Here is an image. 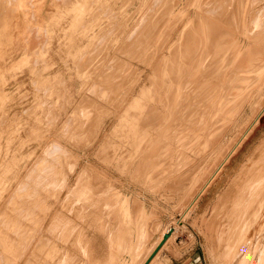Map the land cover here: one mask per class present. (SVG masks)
Wrapping results in <instances>:
<instances>
[{"label": "rangeland", "instance_id": "rangeland-1", "mask_svg": "<svg viewBox=\"0 0 264 264\" xmlns=\"http://www.w3.org/2000/svg\"><path fill=\"white\" fill-rule=\"evenodd\" d=\"M0 9V258L14 259L21 251L19 264H28L33 259L30 249L45 243L34 264H57L63 252L75 251L74 237L82 232L93 262L105 264L112 218H105L104 208L113 205L122 212L120 202L127 196L132 213L143 214L149 232L137 261L162 232L173 228V237L158 256L182 260L200 255L203 264H230L229 251L246 223L240 224L235 213L229 217L223 208L233 197L231 184L247 158L255 153L251 163L258 160L264 114L193 208L190 202L204 177L189 175L203 156L189 150L190 144L188 155L180 153L182 128L192 117L188 103L219 94L226 100L221 105L227 119L208 128L206 136L215 149L210 155L217 157L215 147L224 131L219 160L236 143L250 113L244 105L246 77L264 67V0H0ZM234 36L248 40L247 49L230 66ZM203 40L204 50L199 46ZM164 55L168 64L161 62ZM200 57L202 64L211 59L208 75L214 77L193 95L197 80L192 72ZM182 67L190 68L183 80L190 94L186 108L182 101L175 109L177 93L165 88L157 113L144 104L146 98L136 99L144 82L155 87ZM209 91L212 96L206 95ZM156 101L150 94V104ZM262 107L258 104L250 117ZM241 110L244 118H238ZM228 119H237L241 127L235 122L233 130L225 128ZM149 131L154 134L146 142ZM114 152L113 166L104 164ZM94 167L104 175L94 174ZM83 170L88 171L83 175ZM61 212L75 220L76 232L70 224L64 228L68 237L40 241L49 216L55 219ZM217 213L226 215V221ZM106 219L103 231L101 220ZM250 235L254 238L258 230ZM261 242L259 259L254 244L240 264H264ZM110 251L115 262L130 263L128 253L118 254L116 247Z\"/></svg>", "mask_w": 264, "mask_h": 264}, {"label": "bare ground", "instance_id": "bare-ground-1", "mask_svg": "<svg viewBox=\"0 0 264 264\" xmlns=\"http://www.w3.org/2000/svg\"><path fill=\"white\" fill-rule=\"evenodd\" d=\"M195 2V1H194ZM193 4V3H192ZM27 5V4H26ZM181 6V5H180ZM193 6V5H192ZM79 7V6H78ZM98 7V6H97ZM177 8V7H176ZM192 8V7H191ZM169 9V8H168ZM1 10V9H0ZM176 10V9H175ZM178 10V8H177ZM184 10V9H183ZM192 10V9H191ZM197 10V9H196ZM260 10V9H258ZM64 11V10H63ZM77 11V10H76ZM75 11V12H76ZM84 11V9H83ZM171 11H173L171 9ZM61 12V11H60ZM74 12V11H73ZM182 12V11H181ZM187 12V11H186ZM196 12V11H195ZM245 12V11H244ZM78 13V11H77ZM197 13V12H196ZM195 13V14H196ZM172 14V13H170ZM182 14V13H181ZM83 15V14H82ZM180 15V14H179ZM189 15V14H188ZM187 15V17H188ZM190 16V15H189ZM194 16V15H193ZM245 16V15H244ZM62 17V16H61ZM66 17V16H65ZM224 17H227L226 15ZM229 17V16H228ZM227 17V18H228ZM232 17V16H231ZM78 19V16H77ZM207 19V18H206ZM229 19V18H228ZM246 20V19H245ZM88 21V20H87ZM93 22V21H92ZM249 22V21H248ZM245 25V24H244ZM182 26V25H181ZM54 27V26H53ZM51 28V27H50ZM245 28V27H244ZM178 29V28H177ZM182 27H180L179 30H181ZM185 29V28H184ZM52 31V30H51ZM176 31V30H175ZM183 32V29H182ZM177 33V32H176ZM180 33V32H179ZM173 34V33H172ZM179 37L181 35H178ZM209 36V35H208ZM247 37V36H246ZM245 37V39H246ZM179 39V38H178ZM177 40V39H176ZM207 41V39H206ZM232 41V50L234 51V53H232L233 58L235 57L234 60H231V62L229 63L230 66L235 63V60L238 59L243 53L244 51L247 49V41L248 40H243L242 38L236 37L234 36ZM208 42V41H207ZM175 43V41H174ZM206 42L203 40L201 42V44H199V46L204 50L206 46L205 44ZM209 43V42H208ZM263 43V42H262ZM172 44V43H171ZM210 44V43H209ZM224 44V43H223ZM51 45V44H50ZM164 45V44H163ZM169 45V44H168ZM252 45V44H251ZM171 46V45H169ZM173 46V45H172ZM253 46V45H252ZM256 46V45H255ZM175 47V46H174ZM177 47V46H176ZM196 47V46H195ZM231 48V47H230ZM172 49V48H171ZM77 50V49H76ZM260 50V49H259ZM263 52V51H262ZM75 53V52H74ZM219 53V52H218ZM212 54V53H211ZM217 54V53H216ZM214 55V57H218L217 55ZM169 55V54H168ZM170 56V55H169ZM244 56V54H243ZM9 57V56H8ZM30 57V56H29ZM167 56H163L162 57V61L161 62H165L167 63L166 58ZM211 59H213L214 57H211V55L209 56ZM208 57L209 60H211ZM242 57V56H241ZM31 58V57H30ZM170 59V58H169ZM172 59V57H171ZM169 61H172V60ZM207 59V60H208ZM241 59V58H240ZM153 60V59H152ZM208 60V63L210 62ZM216 60V59H215ZM226 60V59H225ZM202 57H200L197 62H196V66H194L193 69V77L194 79H196V84H195V88L193 90V95H198L199 92L203 91L202 89H204L205 87L207 88L208 86V82L210 80H213V77L211 76L212 74L210 73V75H208V69L209 67H207L208 63L202 64ZM214 61V59L212 60ZM148 62V61H147ZM222 62V61H221ZM228 63V62H227ZM264 63V62H263ZM262 63V65H263ZM221 64V63H220ZM254 65V64H253ZM257 65V64H256ZM255 65V66H256ZM261 65V66H262ZM223 66V65H222ZM260 66V67H261ZM233 67V66H232ZM258 70L255 68L254 71H252L253 73H250L247 78V81L245 82V94L247 96V99L244 101V105L245 108H249V115H247L245 117V119H243V112L242 110L239 111L240 115L238 118L243 117V124L241 127V124L237 123V119L235 120L236 124H238L241 128H239V130L241 129V135L238 137L237 141L235 144H233V146H231L232 148L229 150L228 153H226L225 157L222 160H219V154L222 151L221 148V144L223 141V138H225L224 134L222 135L221 139H220V143L215 147H219V152L217 153V157L214 159V157L212 158V156L210 155L211 152L213 151L214 148L211 147V143L208 140V137L206 136L208 128L212 127L214 125H216L217 123H219L222 119L226 120L227 117H224L222 115L223 113V108L221 103H225L224 99L221 98V95L213 93L212 96L210 94V90L209 94L206 95H211L212 97L209 99H200V100H196V103H193V101H195L192 97V102L188 103L190 112H191V118L189 120L188 123H185L184 125V129L182 128L183 132H184V136L182 138V143H181V154H183V152L185 154H189L186 151L188 150L187 145L190 144V148L189 150H191L193 148V153L195 152V155H201V159L202 162L200 163V165H195L194 164V169H193V173H191L189 176H195V175H201L203 176V184L197 188V190L195 191V195L192 199V201L190 202V206L193 208L196 206L199 198L205 193V191L207 190V188L215 181V179L219 176L220 172L223 170V168L226 166V164L229 162L230 158L236 154V152L241 148L242 144L249 138L250 134L252 133V131L254 130V128L258 125L261 116L264 114V67H257ZM219 68H217L218 70ZM225 69V68H224ZM223 69V70H224ZM231 69V68H230ZM229 69V70H230ZM190 70V68H186V67H182L179 69L178 73L176 76H167V81L165 82H161V83H156L155 87L153 86V84L151 85V83L148 85L146 84V82H144V85H141V88L138 90L139 92L137 93L136 99L139 101H145V98L147 99L144 104H146V106L148 108H150L151 110L155 111V113L158 112V110L160 109V105H159V98L162 96L164 88L166 90V92H174L177 93V96L175 97V102L179 101V104H175V109H177L179 106H181V102L183 101V106L186 108V102L189 99L190 94L186 93L184 90V86H183V80H184V75L186 72ZM211 70V69H210ZM216 71V69H215ZM226 71V70H225ZM231 71V70H230ZM211 72V71H210ZM212 72H214L212 70ZM217 72V71H216ZM219 72V71H218ZM234 72V71H232ZM225 73V72H224ZM217 74V73H216ZM232 74V73H231ZM234 74V73H233ZM232 74V75H233ZM215 75V74H214ZM218 76V75H217ZM225 76V75H224ZM228 78V75L226 76ZM230 77V76H229ZM132 78V77H131ZM216 78V76H215ZM214 78V79H215ZM232 78V76L230 77ZM150 79V78H148ZM154 79V78H153ZM228 80V79H227ZM59 82V81H58ZM153 83V82H152ZM137 84V83H136ZM56 86V85H55ZM126 86V85H125ZM136 86V85H134ZM50 90V89H49ZM220 90V89H218ZM133 91V89H132ZM130 92V91H129ZM165 92V94H166ZM191 93V92H190ZM206 93V92H204ZM6 94V93H5ZM151 95H155L157 97V101L156 103H152L150 104L149 102V96ZM191 94V95H192ZM147 95V96H146ZM202 95V93H201ZM200 95V96H201ZM182 97V99H181ZM196 98V96H195ZM203 98V97H202ZM205 98V96H204ZM133 99V98H132ZM185 99V100H184ZM197 99V98H196ZM258 104H263V107L259 110V113H257L253 118L250 117V115L254 112V110L257 108ZM182 107V106H181ZM188 107V106H187ZM131 108V107H130ZM244 108V110H245ZM188 109V110H189ZM181 111V110H180ZM185 114V112H184ZM236 114V113H235ZM181 115V113H180ZM179 115V116H180ZM186 115V114H185ZM233 116V115H232ZM235 116V115H234ZM166 117V115H164V118ZM237 118V117H236ZM125 121V120H124ZM228 123L227 125H224V127L229 126L228 129L230 130L231 126H233L235 124L234 121H232L231 119L227 120ZM240 122V121H239ZM124 123V122H123ZM156 124V123H155ZM157 127L159 125H156ZM183 126V125H182ZM237 126V125H236ZM235 126V127H236ZM238 126V127H239ZM157 127L155 129L154 132H157ZM225 127V128H226ZM181 128V127H180ZM225 129V130H228ZM232 129V128H231ZM235 129V128H234ZM233 130V129H232ZM237 130V129H236ZM232 132V131H231ZM236 132V131H235ZM234 132V133H235ZM147 134V138H146V142L151 140L153 134L152 132H146ZM230 134V133H229ZM232 134V133H231ZM237 135V134H236ZM238 136V135H237ZM113 138V137H112ZM227 138V137H226ZM104 139H106V137H104ZM109 136H108V140H109ZM112 140V139H110ZM231 140V139H230ZM230 140H228L230 142ZM228 142V143H229ZM233 142V141H232ZM111 143V142H110ZM225 143V142H224ZM105 145V144H104ZM103 146V144H102ZM101 146V148H102ZM225 146V145H223ZM100 147V146H99ZM105 147V146H104ZM121 147V146H119ZM118 147V148H119ZM227 147V146H226ZM107 148V147H106ZM110 148V147H109ZM116 148V147H114ZM224 148V147H223ZM132 149V148H131ZM184 149V151H183ZM215 150V149H214ZM115 151V149H114ZM129 151V150H128ZM147 151V150H146ZM145 151V152H146ZM175 151V150H174ZM103 152V151H102ZM116 152V151H115ZM115 152L113 153V155H110L112 157H109L110 160L104 162V164L109 165V166H113V164L115 162L111 161L112 159L116 158ZM176 152V151H175ZM217 152V151H216ZM215 153V151H214ZM256 154H258V160L251 163L253 161L252 157L255 155V153L253 155H251L250 157L247 158V162L245 164H243L242 168L239 170L238 174L236 175L235 179L233 180L231 186L233 188V197L226 201L225 203H227L224 206V210L227 211V214L232 216L234 213L236 214L240 224H244L246 223V227L243 229V231L241 232V234L237 237L236 241L233 243L231 250L229 251L230 257H231V262L230 264H240V262L247 258L249 255L252 254V248L251 246L254 244L258 245V248L255 247V252L254 257L258 258V256L261 254V246L263 244L264 241V216H263V211H264V144H262L261 146H259L256 149ZM214 155V154H213ZM5 157V156H3ZM189 157V156H188ZM146 157H141L140 160H143ZM254 158V157H253ZM260 158H262V161L260 160ZM192 158H189L190 162L188 163H192L191 162ZM221 159V158H220ZM255 159V158H254ZM115 160V159H114ZM200 160V159H199ZM131 163V162H130ZM142 162H139V164ZM251 163V166L249 167L248 164ZM132 164V163H131ZM134 165V164H133ZM142 164H140L139 166H141ZM115 166V165H114ZM135 166V165H134ZM89 167L91 168V166L89 165ZM129 167L132 168V166L130 165ZM142 167V166H141ZM130 168V169H131ZM190 168V167H188ZM10 169V168H9ZM192 169V168H191ZM84 172L82 173L84 175V173H86L85 171L88 170H83ZM92 171V170H91ZM94 174L96 173L97 176H103L104 172L100 170V168L94 167L93 168ZM130 171H134V170H130ZM129 171V172H130ZM81 175V174H80ZM79 175V176H80ZM90 175V174H89ZM188 175V174H187ZM95 177V176H94ZM97 178V177H96ZM81 180V179H79ZM97 180V179H96ZM257 183L253 186H250L251 183ZM78 183V181L76 182V184ZM75 184V186H76ZM74 187V186H73ZM72 187V188H73ZM78 187V185L76 186ZM80 190V188H77ZM126 197V196H125ZM58 201V200H57ZM56 201V202H57ZM68 202V201H67ZM50 208V207H49ZM188 209V208H187ZM53 210V209H52ZM190 210V209H189ZM215 212V211H214ZM57 213V212H56ZM218 216L221 215V213H217ZM65 216V215H64ZM217 216V217H218ZM67 218V217H66ZM223 219V221L227 218L226 215L220 216L219 219ZM263 218V219H262ZM70 219V218H69ZM73 220V219H72ZM226 221V220H225ZM94 223V222H93ZM67 224V223H65ZM208 225V223H206V226ZM68 225H66L67 227ZM68 228V227H67ZM71 228V227H70ZM258 230V235L251 237V232ZM31 230V229H30ZM171 230L174 231L173 228H168L166 230L167 232H170ZM68 231V232H67ZM65 232V237L69 236V229ZM72 231V229H71ZM207 231L209 233L210 232V227L207 226ZM172 234V233H171ZM173 236V235H172ZM218 238V233L217 235H215ZM261 237V238H260ZM169 238V236H168ZM168 238L165 240L164 244L168 241ZM125 242V241H124ZM169 242V241H168ZM12 243V242H11ZM262 243V244H261ZM159 245V243H158ZM53 246H51L52 248ZM37 249V248H36ZM35 249V250H36ZM53 249V248H52ZM154 249V248H153ZM213 249V248H212ZM55 250V249H54ZM93 250V249H92ZM40 251V249H39ZM38 251V252H39ZM41 252V251H40ZM17 253V252H16ZM148 257V256H147ZM21 258V257H20ZM2 259V258H1ZM7 259V258H6ZM35 259V258H34ZM259 259V258H258ZM257 259V260H258ZM18 260V259H17ZM51 260V259H50ZM254 260V259H253ZM256 260V261H257ZM5 261V260H4ZM31 261V260H30ZM255 261V260H254ZM253 261V262H254ZM17 262V261H16ZM37 262V261H35ZM34 262V263H35ZM0 264H1V260H0ZM9 264V263H8ZM31 264V263H30Z\"/></svg>", "mask_w": 264, "mask_h": 264}, {"label": "crops", "instance_id": "crops-1", "mask_svg": "<svg viewBox=\"0 0 264 264\" xmlns=\"http://www.w3.org/2000/svg\"><path fill=\"white\" fill-rule=\"evenodd\" d=\"M120 208L122 212H120V209H118L117 206H113V205H111V208L109 207L104 208L105 212H103V214L105 215V218L107 219L112 218V222L108 224L109 230L106 233V241L109 247H108L107 259H103L106 261L104 263L105 264H123V261L121 259L118 262H115L117 259H114L113 252L110 251V248L116 247L118 254L126 252L130 255L131 260L129 264H144L147 261V259L150 257V255L154 252V250L158 246V243H160L161 240L163 239L164 234H166V230L160 234V236L152 244L151 248H149V250L146 251L144 258L141 259L140 261H137V256L143 250V248L145 250L146 240L149 237V232L146 227V220H144L142 216L143 214L142 215L139 214V216H137L136 211H135V214L132 213L131 203H130V200L127 198V196L126 197L122 196V201L120 202ZM64 209L65 208H63V210ZM147 215L145 216V218L147 217ZM49 218H48L49 220L48 231L46 234L42 236L40 241L42 240V242L48 243L50 239L54 240L57 238L60 240L61 238H64L65 232H66L64 228L66 227V225L69 226L70 224H72L73 226L72 231L76 232L75 230L76 224L74 226L75 220L73 221L64 212H61L60 215L56 216L55 219L52 218L51 215L49 216ZM107 219L101 220L102 221L101 229L103 231L106 229L105 227L107 226L106 225ZM50 232H52L54 235H50ZM167 233H169V238H168V241H169L173 237L172 235H174V231L171 230L170 232H167ZM74 234H72V236ZM78 235L79 236L76 235V237H74L75 242H73V244L76 247L74 250L79 251V254L78 252H75V251L67 252L68 254L63 252V255L61 254L59 256L57 260L58 262L57 264H65L66 261H67V264H95L94 262L96 261L93 262V259H91V257L89 256L90 250L88 247V241L86 240L85 237H82L83 236L82 232H79ZM84 240H86V242ZM168 241L165 244L163 243L160 246V248L157 250V252L153 255V257L150 259V261L147 264H203L202 258L200 255H192V257L190 256L182 260L181 258L175 257L173 255H169V256L165 255V253H160V255L158 256L159 254L158 252L168 243ZM44 244L45 243H41V245L38 246L37 249L36 247H34L33 249H30V256H32L33 259L32 258L29 259L28 264L30 263L34 264L35 261L37 262L39 261L37 258H35V256H36L37 250L39 249L41 250ZM25 250L26 249H24L23 252ZM19 252L16 253L17 257L22 255V252L21 251ZM79 255L86 256V260H83V258L80 257ZM17 257H15L14 259H6L5 257H3L2 259L0 258L1 264H8V263L9 264H19L20 259L17 260ZM155 257L162 258L165 262L159 263L160 260L162 259L155 260ZM30 260H33V261H30Z\"/></svg>", "mask_w": 264, "mask_h": 264}, {"label": "water", "instance_id": "water-1", "mask_svg": "<svg viewBox=\"0 0 264 264\" xmlns=\"http://www.w3.org/2000/svg\"><path fill=\"white\" fill-rule=\"evenodd\" d=\"M168 236H169V233L164 234L163 239L161 240V242L159 243V245L156 247V249L154 250V252L150 255V257L147 259V261L144 264H147L150 261V259L157 252V250L160 248V246L165 242V240L168 238Z\"/></svg>", "mask_w": 264, "mask_h": 264}]
</instances>
